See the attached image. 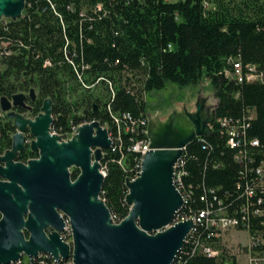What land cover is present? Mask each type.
Listing matches in <instances>:
<instances>
[{"label": "trees", "instance_id": "obj_1", "mask_svg": "<svg viewBox=\"0 0 264 264\" xmlns=\"http://www.w3.org/2000/svg\"><path fill=\"white\" fill-rule=\"evenodd\" d=\"M230 59L264 74V0H25L21 17L0 20V97L36 90L35 101L27 98L29 108L20 110L30 117L49 98L56 134L93 120L114 132L112 116L145 118L146 94L164 89L166 82L181 88L207 81L216 99L215 119L243 120L247 111L254 113L244 130L259 143L244 149L254 169L264 159V79L235 81ZM212 126L209 136L192 140L183 151L186 213L204 206L201 197L238 208L253 177L234 161L237 149L226 145L219 125ZM14 131L10 120L0 119V154L10 148ZM129 135H122L121 150H107L103 160L100 198L115 222L129 211L126 173L117 163L123 155L125 168L133 167V155L125 152ZM36 156L27 148L17 160ZM179 253L173 264H219L192 255L189 243ZM39 260L21 264H43ZM43 260L49 264L52 258Z\"/></svg>", "mask_w": 264, "mask_h": 264}, {"label": "water", "instance_id": "obj_2", "mask_svg": "<svg viewBox=\"0 0 264 264\" xmlns=\"http://www.w3.org/2000/svg\"><path fill=\"white\" fill-rule=\"evenodd\" d=\"M24 8L25 0H0V20H16ZM27 98L35 101L34 89L12 95L11 101L0 97V107L16 129L10 148L0 154V264L38 254L55 261L71 256L73 264H173L193 227L190 219L171 225L182 206L173 184L174 165L187 143L212 133L214 108L210 111L202 99L195 112L185 113L188 122L182 125L177 112L158 127L149 125L150 149L137 177L125 179L129 211L116 223L100 198L105 178L101 161L112 147L106 127L86 122L62 140L51 131V100L43 101L35 117L25 118L18 110L29 108ZM26 130L33 138L29 145ZM27 148L37 157L18 161ZM71 168L79 170L75 178ZM64 218L71 228V247L59 235Z\"/></svg>", "mask_w": 264, "mask_h": 264}, {"label": "built area", "instance_id": "obj_3", "mask_svg": "<svg viewBox=\"0 0 264 264\" xmlns=\"http://www.w3.org/2000/svg\"><path fill=\"white\" fill-rule=\"evenodd\" d=\"M5 54L8 55L10 52H6ZM228 62L231 65L230 77L239 83L242 81H262L264 79L263 72L258 71L253 64L244 66L238 59H230ZM49 64L48 60L44 62V65ZM9 100L11 101V97ZM0 116H2L1 107ZM253 118L254 113L247 111L243 120L227 117L214 120V124H220V131L218 132L225 135L226 145L237 149L233 156L234 161L242 163L243 167L247 168L246 171L249 174L253 173V177H250L245 186L244 194L246 200L238 208L223 206L220 199H217L216 204H213L201 197V200L205 201L204 206L194 213H186L189 186H185L184 184V178L187 176L185 154H182L180 157V166H178L177 175L173 176V184L181 195L182 206L176 213L171 225L180 221L192 220L193 227L188 232V240L185 241L191 244V254L194 256L203 255L214 259L219 264H233V261L237 264V261L233 257H230L231 255H228L221 247L224 233L236 230L249 234V243L245 249L247 252L246 255L244 254L248 257L247 264H264V197L262 195L264 190V159H260L258 165L253 169L248 167L254 162L252 154L246 156L244 152V149L248 147L256 148L259 146L256 139H247L245 137L244 130L247 127V121H251ZM112 120L115 124V131L111 132L107 129L108 137L112 142V147L108 150H121L124 142L122 135L130 133L127 140L129 143L125 152L126 154L133 155V167L130 170L125 168L123 155L117 163L126 173L125 179L131 180V175L137 174L138 156H144V154H140V146L144 135L147 133V119L146 117L135 119L130 114L124 113L120 116H112ZM79 125L72 126L68 134L60 135L61 139L68 140L75 134ZM52 132L55 133L54 131ZM104 154H107V150L104 151ZM103 160L101 161L102 173H106V166ZM227 197L228 194L225 195V199ZM200 227L203 228L201 234L198 233V228ZM68 232H71V228L69 222H65L64 228L59 235L61 240L70 247L72 244H69ZM179 255L180 253L176 254V259L179 258ZM39 261L43 264L45 263L43 257H40ZM67 262H69V257L67 258ZM67 262L49 264H67Z\"/></svg>", "mask_w": 264, "mask_h": 264}, {"label": "rangeland", "instance_id": "obj_4", "mask_svg": "<svg viewBox=\"0 0 264 264\" xmlns=\"http://www.w3.org/2000/svg\"><path fill=\"white\" fill-rule=\"evenodd\" d=\"M1 20L5 21L6 18H2ZM35 92L37 94L36 90ZM202 99H205V107L212 111V109L215 107L216 99L213 96V89L207 81H202L199 84L188 85L181 88L171 82H166L164 89L148 92L145 96V117L147 119V132L149 125L152 127L160 126L168 119V117L171 116L173 112H177L175 118L180 123V125H182L184 122H188L181 116L185 115L186 112H195V105L197 101ZM6 113L7 112L2 111V116H0V119H5L4 117L6 116ZM21 114L25 118H33L28 116L26 113L22 112ZM103 126L106 127L105 125ZM14 133H12V135ZM29 136L30 137L27 139L28 142L26 140L27 145H29L31 141L30 138H32L30 133ZM222 240L223 243L221 242V247L226 251V253H228V255H231L230 257H233L237 261V264H247L248 257L245 256L247 252L245 249L249 243V234L247 232L236 230L226 231Z\"/></svg>", "mask_w": 264, "mask_h": 264}, {"label": "flooded vegetation", "instance_id": "obj_5", "mask_svg": "<svg viewBox=\"0 0 264 264\" xmlns=\"http://www.w3.org/2000/svg\"><path fill=\"white\" fill-rule=\"evenodd\" d=\"M29 102H28V100H26V104L29 106V104H28ZM21 109H19L18 111H20ZM5 116V115H4ZM182 118H185V120L186 121H188V119H187V117L185 116V115H182L181 116ZM4 118H7L6 116L4 117ZM7 120H9L8 118H7ZM15 131H16V129H15ZM14 131V132H15ZM11 136H12V134H11ZM24 136H25V140H27L28 139V137H30L29 136V131L28 130H26V132L24 133ZM144 138L147 140V142H148V147H149V141H148V139H147V137H146V135H144ZM31 140H32V138H30ZM37 157V156H36ZM143 157V156H142ZM142 157H141V160L139 161L138 160V168H137V173L140 171V166H141V162H142ZM35 158V157H34ZM31 159V158H30ZM71 172H76V176L78 175V173H79V170L77 169V168H71V170H70ZM100 171L102 172V167H101V169H100ZM104 176L106 175V173H102ZM75 176V177H76ZM136 177V174H132L131 175V179H134ZM65 222H68V220L67 219H65ZM187 239V238H186ZM71 240H72V235H71V232H70V236H69V244H71ZM186 243V242H185ZM40 257H50L49 255H46V254H39L37 257H34V258H28L27 257V260H25V261H23L24 260V258H22L21 260H19L21 263L22 262H24V263H30L31 262V260L32 259H40ZM51 258V257H50ZM19 261H17V262H19ZM69 261L71 262V264H73V262H72V258L71 257H69ZM65 262H67V259L66 260H62V259H60L59 261H54L53 259H52V261H51V263H65ZM16 263V262H15ZM11 264H13V263H11Z\"/></svg>", "mask_w": 264, "mask_h": 264}, {"label": "bare ground", "instance_id": "obj_6", "mask_svg": "<svg viewBox=\"0 0 264 264\" xmlns=\"http://www.w3.org/2000/svg\"><path fill=\"white\" fill-rule=\"evenodd\" d=\"M214 125V124H213ZM219 125V128H220V124H218ZM72 137V136H71ZM70 137V138H71ZM146 137H147V133H146ZM69 138V139H70ZM196 138H201V137H196ZM203 138V137H202ZM147 139H148V137H147ZM149 141V140H148ZM190 143V142H189ZM189 143H187V144H189ZM186 144V145H187ZM185 145V146H186ZM185 146L182 148V154H183V151H184V149H185ZM149 149H150V147H148V142H147V140L144 138V139H142V144H141V146H140V154H145L147 151H149ZM141 157L142 156H138V160L140 161L141 160ZM143 158V157H142ZM178 166H180V159L175 163V165H174V175L173 176H176L177 175V169H178ZM101 169V168H100ZM101 172V171H100ZM140 172V171H139ZM138 172V173H139ZM102 173V172H101ZM138 173L136 174V177H137V175H138ZM105 177V176H104ZM135 177V178H136ZM134 178V179H135ZM131 180H133V179H131ZM65 219H67V218H65ZM68 220V219H67ZM113 222H115L114 221V219H113ZM117 223V222H116ZM71 235H72V233H71ZM69 236H70V232H68V239H69ZM187 238V239H186ZM186 238H185V240H188V234H187V236H186ZM184 240V244H185V242L187 243V241H185ZM71 244H72V240H71ZM184 244H183V246H184ZM72 245H70V247H71ZM183 246H182V248H183ZM181 248V249H182ZM180 249V250H181ZM180 250L178 251V253L180 252ZM39 255V254H38ZM69 257H71V256H69ZM61 258H59V260H60ZM175 259H176V256H175ZM175 259H174V261H175ZM58 260V261H59ZM62 260H64V259H62ZM66 260V259H65ZM55 261V260H54ZM174 261H173V263H174ZM57 262V261H56ZM13 264H21V262L19 261V262H16V263H13ZM67 264H71V262L69 261V262H67Z\"/></svg>", "mask_w": 264, "mask_h": 264}]
</instances>
